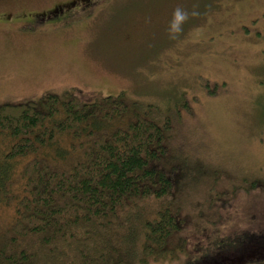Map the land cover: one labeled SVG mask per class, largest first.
Here are the masks:
<instances>
[{
  "label": "rangeland",
  "instance_id": "374dc122",
  "mask_svg": "<svg viewBox=\"0 0 264 264\" xmlns=\"http://www.w3.org/2000/svg\"><path fill=\"white\" fill-rule=\"evenodd\" d=\"M178 6L197 14L173 39ZM2 13L0 104L125 94L171 113L163 168L185 159L183 180L129 214L152 219L170 207L177 255L144 264H194L220 241L226 249L264 234V186L236 189L241 178L264 181V0H0Z\"/></svg>",
  "mask_w": 264,
  "mask_h": 264
},
{
  "label": "trees",
  "instance_id": "16d2710c",
  "mask_svg": "<svg viewBox=\"0 0 264 264\" xmlns=\"http://www.w3.org/2000/svg\"><path fill=\"white\" fill-rule=\"evenodd\" d=\"M157 109L125 94L81 101L71 92L0 104V215L9 212L0 217V264H144L177 255L171 242L181 228L170 207L152 219L129 214L168 197L173 177L183 180L185 159L163 168L172 120ZM259 184L241 178L236 189ZM220 242L194 264H264V234L226 249Z\"/></svg>",
  "mask_w": 264,
  "mask_h": 264
},
{
  "label": "clouds",
  "instance_id": "9594fccd",
  "mask_svg": "<svg viewBox=\"0 0 264 264\" xmlns=\"http://www.w3.org/2000/svg\"><path fill=\"white\" fill-rule=\"evenodd\" d=\"M196 12H189L181 7H175L172 12L170 19L167 23L166 31L170 38H176L182 31V25L189 19L190 16L196 15Z\"/></svg>",
  "mask_w": 264,
  "mask_h": 264
},
{
  "label": "flooded vegetation",
  "instance_id": "af4514ba",
  "mask_svg": "<svg viewBox=\"0 0 264 264\" xmlns=\"http://www.w3.org/2000/svg\"><path fill=\"white\" fill-rule=\"evenodd\" d=\"M60 7H62L61 5H57V6H53L52 8H51V10L49 11V12H55L56 10H58V9H60ZM30 16L31 14L30 13H26V14H24V16ZM21 16V15H20ZM23 16V15H22ZM35 16V15H34ZM11 17H13V18H16V17H18V16H16V15H14V16H11ZM10 19V17L8 16V15H5V14H0V20H7V19ZM241 262V261H240Z\"/></svg>",
  "mask_w": 264,
  "mask_h": 264
}]
</instances>
